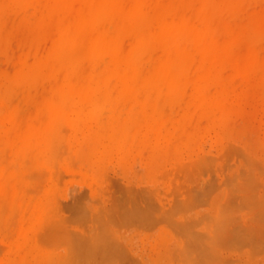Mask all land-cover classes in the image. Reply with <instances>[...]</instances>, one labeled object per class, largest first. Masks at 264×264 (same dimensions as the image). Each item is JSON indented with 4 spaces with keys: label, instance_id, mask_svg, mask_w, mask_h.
<instances>
[{
    "label": "rangeland",
    "instance_id": "374dc122",
    "mask_svg": "<svg viewBox=\"0 0 264 264\" xmlns=\"http://www.w3.org/2000/svg\"><path fill=\"white\" fill-rule=\"evenodd\" d=\"M12 1L0 0V264H264V0L207 1L208 40L219 51L229 46L207 56H221L215 67L203 61L218 78L203 89L210 104L199 105L187 84L172 106L161 104L153 129L149 119L126 118L130 108H150L149 90L115 87L105 103L91 95L67 102L55 130L38 136L24 130L48 121L40 105L60 73L47 63L30 77L23 72L46 57L55 26L77 17L84 0H59L66 14L49 0ZM148 2L151 15L182 14L202 27L194 16L200 0ZM192 53L190 76L201 64ZM251 56L257 62L246 67ZM116 122L121 129H112Z\"/></svg>",
    "mask_w": 264,
    "mask_h": 264
},
{
    "label": "bare ground",
    "instance_id": "6f19581e",
    "mask_svg": "<svg viewBox=\"0 0 264 264\" xmlns=\"http://www.w3.org/2000/svg\"><path fill=\"white\" fill-rule=\"evenodd\" d=\"M23 1L24 0H13L12 2L13 3L17 2V4H19L20 2H23ZM128 1L129 0H86V1L84 0V2L82 4L83 9H81L82 11L80 14H78L77 17L76 16L73 17V15L70 14L69 16L71 18L72 17L74 18L71 22L68 23V22H66V20H64V18H62L63 22L65 21L66 24L62 23V24H58L57 26H55V32H54L52 45H51V48L48 51L46 57L43 60H38L37 64L33 65L32 67H29L25 72H23V75H22V77H30V76L34 75L37 71H39L40 66H42V64H44V63H47L49 65V67H50L49 72H51L52 74L57 73V72L60 73V77H58L56 79V81L54 82V88H55L54 89L55 90L54 95L48 99V103H47L46 107H43L44 106L43 104L40 105V107L42 108L41 111H44L46 108V111H44V112H45V116L47 117L48 121L46 123L38 125V126H32V125L28 126L24 130V135L29 136V135L35 134L36 136H38V135H43L45 133L48 134L49 132H52L53 130H55V128H56L55 121H56V119H58L63 114L65 107L67 106L66 105L67 102L73 101L76 98L81 99L85 95H87V96L91 95V96H93L94 100L97 102H104L105 103L107 101H111L112 100L111 94L113 93L114 90H116V89H114L115 87H118L119 88L118 91H120V92L122 90L124 92V94H125V92L130 91L131 93H134L135 95L139 89L145 88V89L149 90V93L147 94L146 98L151 100L150 108H148V110H142L141 109L142 111L140 110V112L137 111V109L135 110L134 108H130L126 112V118L128 119V121L132 120V119H136V118L149 119L151 121L150 123H151V126L153 127V129L157 128V127L159 128L160 122H158V121H160L161 118L164 116V114L162 113L161 104L171 102V106H172L173 105L172 102L173 101L175 102V100L179 99V97L181 96L180 95L181 89L184 86H186L187 84L188 85L191 84L193 86L194 91H195L194 94L197 95L196 99H197V102L199 103V105L201 104L202 106H204L205 104H208L210 102L211 99H209L207 96H205V94L203 93V89H204L205 85L207 84V82H209L210 79L217 80L218 78L216 77L215 74H213V73L211 74V72H209V68L211 66L210 65L208 66L207 62L203 63V61L204 60L209 61V64H212V65L214 64V67H215V65L219 62L218 59H220L221 56L215 60V63H213L214 61H212V63H210L211 58L213 56H214V58H215V56L217 57L218 54L222 55V56L227 54L226 49L228 50L229 46L226 47V49L224 51L226 53H224L221 50H220L221 51L220 52L218 49L216 50V48L220 47V49H221V45L218 44L220 46L213 49L212 48L213 45L211 46V42H210V40H208V37H209L208 35H211V31H212L210 19H209L210 18L209 12H207V8H206V3L208 0H200L199 9L194 13V16L200 21V23L202 25V27L196 26L195 28H197V29H194L193 28L194 26H191V24H190L191 21L189 18L182 16V14L180 15L181 12L179 13L180 16H177L178 18H173L171 15H169V11L167 12L168 14L166 12L160 11V13L154 12L157 14L151 15V14H149L151 12V10L149 12L148 10H145V8H144L145 7L144 5H146L145 0H144V4H143V0H131L130 3ZM148 1L151 2L152 0H146V2H148ZM172 1H174V0H172ZM180 1H181V3H183V5L188 3V0H180ZM48 2H50V4L52 3V6L54 8L56 6V8L58 9L57 3L60 2L59 0H49ZM126 2H127V4H126ZM156 2H158V1H156ZM237 3H239V2H237ZM48 4L49 3H47L48 9H50V7H49L50 4L49 5ZM72 4H73V2L69 6H72ZM78 4L81 5V2H78ZM147 4L149 5L150 3L148 2ZM61 5H62V3H61ZM125 5H128V6L126 7ZM146 7L149 8V6H146ZM46 9H47V7H46ZM61 10L58 9L59 14H61V12H62ZM76 10H77V8H76ZM55 11H56V9L54 10V12ZM54 12H51V14ZM69 12L72 13L71 10ZM58 13H55V16H56V14L58 16L59 15ZM62 13L66 14L65 10ZM183 13H184V10H183ZM48 17H51V15ZM170 17L172 19H170ZM71 18H70V20H71ZM197 23H198V21H197ZM152 28H154L155 30L152 31ZM251 30L253 31V29H251ZM124 31L125 32L129 31V35L131 34V36H132V39L130 40L132 42L129 46V49H127L126 51L123 48L124 46H120L122 44H119V43H122V40L120 42V38L127 36V34L123 33ZM257 31H258V29H257ZM154 32H156V33H154ZM244 33H246V32H244ZM129 35H128V38H129ZM248 35H250V34H248ZM234 37H235V35H234ZM247 40H248V38H247ZM250 40H252V38H250ZM213 41L214 40H212V42ZM218 42H220V41L218 40ZM250 42H252V41H250ZM77 43L83 44L85 46L84 50L77 51V52H76V50H78V49H75V51L72 50L73 46H75V45L77 46ZM216 44L217 43H215V46H216ZM157 46H158V49L160 48V50L155 48ZM192 47H195V49H197L198 52H200L199 54H200L201 59H199V60H201L200 61L201 64H197V68H196L195 72L193 73V75L190 76L189 72L192 69L193 65L195 64V61L192 59V56H191ZM75 48H78V46ZM120 48H123L124 51H122ZM153 48L158 50L159 52H161V54L159 53L160 56L156 57L155 61L153 60V58L155 59V56L154 57L150 56L151 54L153 55V53H152L154 51ZM194 51L195 50L193 48V53H192L193 55H195L194 53L198 54V52H196V51L194 52ZM155 53H154V55H155ZM221 53H224V54H221ZM209 55H212L209 58L210 60L207 58V56H209ZM149 56H150V59L152 58L153 61L148 62L150 60ZM84 58H86V60L88 59V61H89L88 63L86 61L87 67H84V64H83ZM248 59L249 60H246L247 63L245 62L246 67H247V65L251 67L252 63L257 62V61H255V59L253 60V56L249 57ZM145 62H148V63L146 64ZM262 64H264V63H262ZM205 66L207 68L208 67L209 68L206 69ZM211 70L213 71L214 69L211 67ZM11 83L13 84V82H11ZM43 83H44V81H43ZM262 87H264V86H262ZM110 88L111 89L113 88L112 93H111ZM209 89H211V88H209ZM262 89H264V88H262ZM206 90H205V92H206ZM262 93H264V92H262ZM122 94H120V95H122ZM13 99H14V97H13ZM133 99L136 101L135 97ZM125 100H127V98H125ZM182 100H183V98H182ZM121 101L122 100H120V102ZM137 101H138V99H137ZM19 103H20V101H19ZM145 104H147V103H145ZM100 106H101V104H100ZM67 107H69V106H67ZM2 110H3V108H0V112ZM172 111H173V109H172ZM22 112H23V110H22ZM100 112H101V110H100ZM97 113H99V112H97ZM37 114H38V112H37ZM38 115L41 116V122H42V120L44 119V118H42V115H44V114H41V115L38 114ZM1 118H4V116ZM103 118H105V117H103ZM80 120H82V119H80ZM192 120H193V118H192ZM134 121L135 120H133V122ZM33 122H36L35 119ZM62 122H63V120H62ZM111 122H112V120H111ZM125 122L129 124V122H127L126 120H125ZM126 123H125V125H126ZM130 126H132V125H130ZM130 126L128 128H131ZM128 128H127V130H128ZM147 128L148 127H146V129ZM112 129L113 130L121 129V123L116 122L115 125H113ZM12 130L10 132H12ZM56 132H54V133H56ZM50 134H52V133H50ZM31 139H29V140H31ZM29 140H28V142H29ZM5 142H8V140ZM46 142H47V140H46ZM53 142L55 143V141H53ZM39 143H40V141H39ZM52 144L53 143H50V146H52ZM44 145H45V143H44ZM52 148H53V146H52ZM16 150L18 151L19 149H16ZM18 152H20V151H18ZM5 155H7L6 152H5ZM5 158H6V156H5ZM19 158H21V157H19ZM21 159H23V158H21ZM24 160H26V158H24L23 161ZM5 161H7V160H5ZM30 162H32V161H29V164H30ZM12 163H14V162H12ZM17 173H18V171H17ZM19 175H21V173ZM2 177L7 178V176H2ZM12 177H9L8 179H10ZM6 182H7V180H6ZM6 184L7 183H5V186H6ZM4 189H5V192H3L4 194L1 193L3 195L7 194L8 192L6 193V191L9 190L8 187L4 188ZM0 196H2V195H0ZM6 197L8 198V195H5V199H6ZM38 198H40V197L38 196ZM3 199H4V197H3ZM21 200H23V199H21ZM8 201H10V200H8ZM5 210L3 209V211H5ZM0 211H2V210H0ZM0 215H1V212H0ZM0 219H2V218H0ZM18 226H20V225H18ZM172 230H174V229H172ZM176 231H178V230H176ZM20 239H22V238H20ZM94 242H95V240H94ZM89 244H92V243H89ZM182 246H183V244H182Z\"/></svg>",
    "mask_w": 264,
    "mask_h": 264
}]
</instances>
